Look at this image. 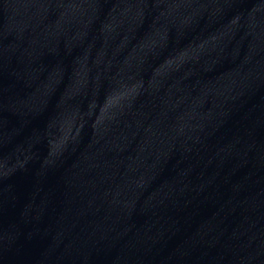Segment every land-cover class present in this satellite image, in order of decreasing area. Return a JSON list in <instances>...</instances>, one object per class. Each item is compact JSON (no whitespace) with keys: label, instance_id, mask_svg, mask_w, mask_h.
Instances as JSON below:
<instances>
[{"label":"water","instance_id":"95a60500","mask_svg":"<svg viewBox=\"0 0 264 264\" xmlns=\"http://www.w3.org/2000/svg\"><path fill=\"white\" fill-rule=\"evenodd\" d=\"M0 264H264V0H0Z\"/></svg>","mask_w":264,"mask_h":264}]
</instances>
